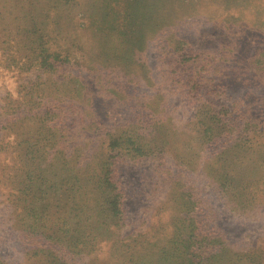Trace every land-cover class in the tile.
Wrapping results in <instances>:
<instances>
[{"label": "rangeland", "instance_id": "1", "mask_svg": "<svg viewBox=\"0 0 264 264\" xmlns=\"http://www.w3.org/2000/svg\"><path fill=\"white\" fill-rule=\"evenodd\" d=\"M65 1L0 0V264H190L194 251L186 250L181 242L186 235L181 234L190 233L183 223L191 216L199 218L203 229L225 238V250L215 259L205 258L203 264H264V0H170L161 8L169 15L168 24L174 23L169 27L177 32L172 40L187 39L194 55L211 59L206 71L186 64L185 75L199 72L202 84L214 75L227 84L226 94L212 96L207 104L220 119H231L227 150L221 151L225 138L200 139V121L213 134L220 130L206 110L194 116V107L187 103L183 108L180 98L169 92L170 102L181 107L172 108L173 122L168 124L171 133L164 149L170 162L161 168L163 164L156 159L117 160L112 178L119 186L123 216L96 215V200L103 198L94 185L89 186L90 181L85 188L74 182L75 188H69L72 182L65 183V171H79L75 156L64 169L58 164L55 169L49 167V160L42 164L46 171L40 173L43 186L53 187L47 188L49 195L40 191L46 187L35 185L32 191L27 188L30 194L24 202L16 201L24 168L39 172L42 148L36 140L42 139L41 120L53 118L52 104H42L41 86L29 93L32 83L27 82L38 83V72L29 60L28 44L42 37L51 51L59 48L65 58L64 75L86 76L90 85L98 76L78 66L88 59L84 54L88 55L90 43L83 41L88 45L82 60L70 43L81 40L73 37L79 19L76 13L85 10L89 0H76L75 7ZM130 27L126 25L127 30ZM153 34L157 36L151 26L142 40L148 44L149 63L156 75L160 67L164 69L169 53L162 44L167 37L157 44ZM230 40L233 46L228 53L222 46ZM135 88L142 92L147 88L150 97L144 98L155 100L153 87L144 81ZM99 101L97 97L96 106ZM80 103L77 96L71 102L74 121L81 114L76 109ZM86 133L78 142L91 148L86 147L81 155L84 170H80L100 175L110 140L106 135L94 138ZM96 138L99 143L88 142ZM185 191L198 194L190 215L182 205ZM82 208L87 216H76ZM195 253L202 258L206 254ZM57 256L61 262L52 261Z\"/></svg>", "mask_w": 264, "mask_h": 264}, {"label": "trees", "instance_id": "2", "mask_svg": "<svg viewBox=\"0 0 264 264\" xmlns=\"http://www.w3.org/2000/svg\"><path fill=\"white\" fill-rule=\"evenodd\" d=\"M169 1L89 0L88 7L81 13H76L79 19L77 18L75 28L80 30L77 32L74 28L75 34H73L74 32L72 34L73 37L78 35L81 40L70 41L71 49L74 50L73 53L79 60L84 59V56H89L84 63L78 66L81 69H86L90 74H98L97 79L91 82V85L86 81V76L64 75L65 58L59 48L51 51L47 46V41H43L42 37H38L36 41L28 44L27 48L32 53L29 60L33 62L32 66L38 72V83L35 80L27 82L28 84L32 83L29 86L32 89L29 93L34 94L39 91L35 87L45 85L44 88H39L44 96L42 104L44 102L52 104L53 109L50 113L53 114V118L46 120L45 117L41 120L38 131L42 139L38 138L36 142L38 145L41 143L42 151L39 147L38 160L42 161L36 167L39 172L34 173L33 169L27 167L26 170L24 168V172L21 174L23 179L15 194L19 204L29 196L27 188L32 191L31 188L34 189L35 185L41 188L46 187L40 191L43 195H49L47 188L53 187L49 184L43 186L40 174L46 172L42 168L43 163L49 160L51 163L49 167L55 169L58 164L61 169H64L71 164L72 156H75L79 171L71 169L65 171L68 172L65 183L72 182L71 187H67L74 189V182L79 187L85 188L90 181L89 186L94 185L103 198L102 201L99 199V202L96 200V215L101 216L105 212L106 216H123V200H121L118 190L119 186L112 178L119 163L117 160L156 159L160 164H163L160 165L161 168H166L170 157H168L164 146L169 145L168 136L171 130L168 124L173 122L171 111L172 108H181L180 105L184 108L187 103L189 107H194V116L204 115L203 111L206 110V113L210 115L211 119H214L220 129L216 134H213L211 128L204 126L200 121L197 123L200 139L206 142L225 138L221 151L227 150L229 146L226 144L229 143L227 137L231 139L227 124L231 119L222 120L211 108H207L212 96L226 94L227 91L224 88L227 84L224 80H216L214 75L204 84L200 80L203 75L199 72H192L189 76L185 75L186 64L190 62L197 64L198 67L195 68L201 70L207 67L205 64L210 63L211 59L205 54L194 55L187 39L172 40L177 36L176 30L169 28L174 27V23L168 24L170 22L168 21L169 15L161 9ZM177 2L182 3L183 0ZM65 4H71L73 7L78 5L76 0H66ZM127 7L132 8L131 12ZM127 24L131 25L129 30L126 29ZM151 26L156 30L157 36L153 34L152 37L157 39V44L160 39L163 40L167 37L162 44L163 50L166 49L169 53V57L164 62V69L160 67V72L156 75L149 63L148 44L142 40L145 37V30ZM172 31L174 34H171ZM63 33L64 31L60 34ZM83 41L90 43L87 46L89 53L84 56L82 53H85V45L88 44ZM229 43L226 47L222 46V49L228 53L232 52L231 47L233 46L231 40ZM76 72L80 73L79 70ZM143 81L148 87H153L154 101L151 98L149 100L144 98V96L150 97L147 88L146 92L148 93L135 88ZM48 87L51 88V92L47 93ZM169 92L171 97L180 98L178 100L180 105H176L175 101L170 102L167 94ZM75 96L81 99V103L76 108L81 112V114H77V121L71 119L73 112L70 109ZM97 97L101 99L98 106H96ZM31 103L38 104L35 100H32ZM124 109L128 110L126 115ZM231 115L230 112L228 118ZM85 132L94 138L96 134L106 135L110 140L106 147L100 175L96 172L86 174L80 170L83 168L81 155L87 150L86 147H90V144L80 146V142H78ZM88 142L92 145L99 143L97 138ZM26 155L27 162L29 154ZM33 157L35 158V156ZM229 177L231 178V176ZM183 187L189 188V184H183ZM194 199L198 203V194L194 191H185V194L181 196L182 205L189 215L192 212L189 208L193 206ZM83 201V206H85L86 199L84 198ZM87 202H89V198ZM47 205L48 203L45 202V206ZM24 209L28 210L26 207ZM76 216H87L86 209L82 208L81 213ZM185 221L183 225L190 233L181 234L186 235L181 237V242L186 244V250L194 251L190 264H203L205 258L215 259L220 251L225 250L224 236L203 229V224L197 216H191ZM186 223L188 224L186 225ZM190 227L192 229L189 231ZM201 248L203 250L200 251ZM195 252L206 254L202 258ZM52 261L61 262L62 258L57 256Z\"/></svg>", "mask_w": 264, "mask_h": 264}]
</instances>
